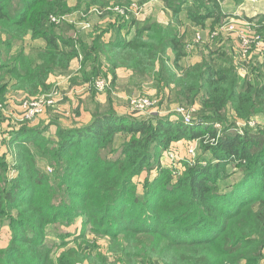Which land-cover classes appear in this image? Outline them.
<instances>
[{"label":"trees","instance_id":"1","mask_svg":"<svg viewBox=\"0 0 264 264\" xmlns=\"http://www.w3.org/2000/svg\"><path fill=\"white\" fill-rule=\"evenodd\" d=\"M131 1L75 0L72 6L70 0H0V103L10 90L26 97L50 91V74L68 69L81 53V80L93 86L96 78L107 79L109 95L117 70L127 68L135 86L157 89L161 108L198 107L193 123L185 124L155 113L121 114L111 99L97 104L87 124L24 121L3 136L0 232L9 226L12 235L0 248V264H263L264 73L254 66L259 62L242 77L234 49L207 46L200 62L183 63L189 25L205 29L208 20L217 26L228 17L221 0H159L170 11L167 24L155 17L117 19L81 34L73 24L52 20ZM248 20L264 35V15ZM40 39L44 46L32 47ZM257 116L262 125L239 128L238 121ZM52 125L55 132H47ZM182 139H199L211 157L189 165L173 183L161 157ZM150 165L159 174L143 194L133 193L134 178ZM236 172L240 177L221 189L220 181ZM80 217L81 233L53 240L51 226H69ZM90 235L108 239L103 253Z\"/></svg>","mask_w":264,"mask_h":264},{"label":"rangeland","instance_id":"2","mask_svg":"<svg viewBox=\"0 0 264 264\" xmlns=\"http://www.w3.org/2000/svg\"><path fill=\"white\" fill-rule=\"evenodd\" d=\"M133 1H136L137 4L140 5V6L139 5L138 6L142 9L141 17L137 18L140 21H144L145 19L150 18V17H155L158 13H161V12H163L164 14H167L169 16V18H171V15H169L170 11L165 9L163 7L162 2H160L159 0H132L131 2H133ZM248 1L254 2V0H248ZM185 13L186 12H183V15H185ZM110 14L112 15V13H109V15ZM145 14H147V16L148 15L149 16L147 18L143 19V16H145ZM97 17H99V16L97 15ZM112 18L114 21H116L117 19H120V17H118L114 13H113ZM235 18H239V21H237V19H236V21L238 23H241V22L246 20V18H242L240 16L235 17ZM93 19L95 21L96 16H94ZM227 19L228 18H226L222 24H218L216 29H215V26L213 25V21L208 20V23L206 26V28L208 29L207 34L202 33V28L191 27L189 25L190 36L188 37V39L186 41V44H187V46H189V48L187 49L188 58H186V60L189 58L191 60H194L195 57L196 58L197 57L202 58L204 56V54L207 53V46H210V47H208V50H210V48H216L218 46H224V47L227 46L228 48H231V50L234 49L236 51L235 58H236V62L238 64V66H240L241 76L246 77V76H248L247 75L248 72L249 71L251 72V68H249V66L254 65L253 64L254 62L252 60V56L254 55V51L256 48L260 47L261 51H259L260 54H258L259 63L257 65H254V66L260 68V71L264 73V59H263V57H264V35L262 33L261 34L258 33L256 30V26H255L254 33H255V36H257V37L260 36V43L259 44H257V43L253 44L249 55L244 56L238 50L239 45H238V48H235L236 45L233 41L234 38L232 35L236 36V34L228 32V30L225 27V24L228 23L227 21H229ZM204 30H206V29H204ZM198 33L201 34V39H197ZM236 38H237V36H236ZM238 40H239V38H238ZM261 57L263 60L261 59ZM135 85L136 84H133V86L127 85V84H122V85L118 86V88L114 89V92H117V91H119V89H123V88L131 91V93L128 97V101H129V108L134 113L133 116L141 118L144 116H151V114L155 113L157 115L164 116V117L165 116H171L173 119H175V120L179 119L181 121H184V123H185V117L187 115H191L192 123H193L194 113H195V111L198 110V107H196V109L194 111L193 110L190 111L192 108L184 107L182 105H177V106L173 105L169 109L161 108L158 105L160 103L161 96L158 98H154L153 96L146 93L143 88H139ZM105 90H108V89L106 88ZM105 90H103V91H105ZM143 96L150 97V99H152L154 101V104L152 106H150L144 110H140V111L133 109L131 106V103H130V99L131 98H137V97H143ZM179 107L185 108V111L180 112L178 110ZM49 110L50 109H47L46 112ZM6 113L10 114L11 112L6 109ZM16 118H17L16 121L18 123L15 124L14 126H18V127L20 126L21 127L22 123H24V122L18 121L19 118L18 117H16ZM6 120H7V116L5 115L0 123L3 124V123H5ZM253 120H254V123H251V124H249L250 121L249 122L244 121V120L238 121V126L240 129H244L245 127L256 128V127L262 125V123H263V119L260 116L253 118ZM27 122L30 124L31 120H29ZM217 127H219V124L217 125ZM55 130H56V126L53 125V126H49V129L47 132H55ZM47 135H49V133H47ZM178 142H175L173 144L171 150L164 152V154H163L164 157L163 156L161 157L162 162L160 161L161 166L163 168H168L169 170L172 171V174L174 176L172 179L173 183H175L177 181V179L185 173V171L188 169L189 165L206 163L207 160L211 157L210 152L202 151L199 139H190V140L189 139H182L181 141H178ZM190 148H193L194 151L190 152ZM171 154L173 156H171ZM47 165H48L47 163H44V165H43L44 169L49 171L51 174L55 175L57 173V170H58L57 167L47 168ZM14 174L15 173L12 170L11 176H14ZM158 174H159V170L157 169V166H155V165L151 166L150 165L149 167H147L142 172V174H140L134 178V182H133V186L131 187V191L133 193L139 192V194H143L146 187L153 181V179ZM240 175L241 174L239 172H236L233 175H231L227 179V181H220V188L221 189L227 188V186L230 183L234 182L236 179H238L240 177ZM83 220H84V218L80 217V218H77L69 226H65L61 223L56 224L54 226H51L49 228V230H51V231H53L55 226H56V230H54V232H53L54 233V239L53 240L59 242L58 240H60V238L62 239L64 236H65V239L67 238L68 241L72 240V238H75L84 229L83 228ZM0 233H1L0 234V248H6L8 246V244L10 243L12 230L9 226H5L4 228H2V231ZM90 236H91V238H96L98 240V243L100 244L101 249H102V253H103L107 249L108 239L106 237H102V236H99V237H95L94 235H90ZM56 254L57 253H55V255ZM109 258H112L111 259L112 261L115 260L114 256H110ZM262 263L264 264V260ZM85 264H88V263H85ZM118 264H121V263H118Z\"/></svg>","mask_w":264,"mask_h":264},{"label":"crops","instance_id":"3","mask_svg":"<svg viewBox=\"0 0 264 264\" xmlns=\"http://www.w3.org/2000/svg\"><path fill=\"white\" fill-rule=\"evenodd\" d=\"M220 2L222 4L223 10L228 14L227 20L229 21H235L236 19L237 21H239V18H235L239 16L242 18L251 19L259 15H264V0H254V2L248 0H221ZM70 5H75V0H70ZM94 16H96L95 21L93 19ZM148 16L147 14H145V16H143V19L147 18ZM112 17L113 14H105L97 17V14H95L94 12H89L86 16H84L82 12L77 10L75 12L67 14L64 18H62L61 21L73 24L76 28V31L82 34L93 29L97 24L103 26L104 28H107L110 23H114ZM140 17L141 14L138 16V18ZM155 18L163 24H167L170 21L169 16L167 14H164L163 12L158 13ZM84 21H89L91 27H85L83 25ZM216 28L217 26H215V29ZM205 29L206 30L202 29L203 34L208 33V29ZM112 36L113 32L109 30L104 34L103 40L108 42ZM232 36L234 38L233 41L236 45L235 48H238L239 41L236 36ZM27 40H31L30 36ZM30 43L32 44V47L36 48L43 47L45 44L41 39L31 41ZM188 48L189 46H187L186 44V49ZM259 51H261L260 47L255 49L254 55L252 56L253 62H259ZM186 58H188V56ZM186 58L184 59L183 63L187 65L194 64L202 60L201 57H195L194 60H191L190 58L186 60ZM81 64L82 54L80 53L79 57L74 58L71 61L68 69L62 72L50 74L48 83L51 86V89H53L56 93L55 97L57 99V102L53 107L48 108L50 109L49 111L42 114L38 118L31 120L30 125L45 126L48 123L53 122V120H56L64 126L84 125L92 120L93 111L95 110L97 104L105 105L107 104L108 100L111 99L114 102L113 104L115 109L119 113L134 115V113L129 108L128 101V97L131 91L123 88L119 89V91L117 92H114V89L118 88V86L122 84L133 86L135 80L133 79L132 71L127 68H119L117 70L116 87L112 88L111 95H109L108 90L97 91L89 82L87 83L81 80ZM144 86L142 88L146 93L153 96L154 98H158V92L155 87H153L152 85ZM26 95L27 94L22 91L13 90H10L7 93L4 106L11 113H6L5 115L7 116V120L3 124L0 123V139L3 136H7L11 131L15 130L18 127L14 125L18 123L16 121V117L23 112L21 102L26 97Z\"/></svg>","mask_w":264,"mask_h":264},{"label":"built area","instance_id":"4","mask_svg":"<svg viewBox=\"0 0 264 264\" xmlns=\"http://www.w3.org/2000/svg\"><path fill=\"white\" fill-rule=\"evenodd\" d=\"M138 5L139 4H137L136 1H133L128 5L114 4L106 7L96 6V7H92L90 12H94L99 16L109 13H114L115 15L120 17L122 22H127L135 18L137 19L138 16L141 14L142 9L139 7L140 5L139 6ZM83 15L86 16L85 14ZM65 16H62L60 19L56 16H52V20L58 23ZM83 25L85 27H91L89 21H84ZM255 26H257V24L254 21H250L247 19L241 23H238L235 20V21H229L228 23L225 24V27L228 30V32L235 33L237 39L239 38L238 50L244 56L249 55L253 44L260 43V36L257 37L255 36L254 33ZM197 39H201L200 33L197 34ZM93 86L97 91H103L108 87V81L105 78L98 77L94 80ZM55 95L56 93L54 92L53 89H51L50 91L42 93L36 97H25L21 102V105L23 107V112L17 116L19 118L18 121L24 122V121L34 120L37 117L41 116L42 114L46 113V110L49 107H53L56 104L57 99ZM130 103L133 109L144 110L152 106L154 104V101L150 99V97L148 96H143V97L131 98ZM178 110L180 112H184L185 108L179 107ZM5 113H6L5 106L3 103H0V122L2 121ZM185 123L186 124L192 123L191 115H187L185 117ZM250 123H254V121H251ZM193 151H194L193 148H190V152ZM171 156L173 155L171 154Z\"/></svg>","mask_w":264,"mask_h":264}]
</instances>
